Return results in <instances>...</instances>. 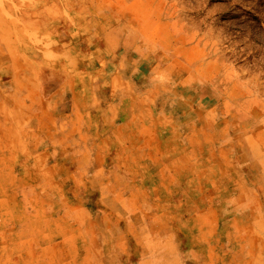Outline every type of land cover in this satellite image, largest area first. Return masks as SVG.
Here are the masks:
<instances>
[{"label":"rangeland","instance_id":"obj_1","mask_svg":"<svg viewBox=\"0 0 264 264\" xmlns=\"http://www.w3.org/2000/svg\"><path fill=\"white\" fill-rule=\"evenodd\" d=\"M27 72L45 91L66 79L65 110L82 93L87 133L116 100L113 121H134L115 133L159 137L155 159L135 140L109 147L100 174L90 163L79 176L84 190L63 174L68 199L98 220L100 264L126 251L139 264L142 249L154 264H264V0H0V97ZM109 180L117 192L100 200ZM11 257L0 264L71 256Z\"/></svg>","mask_w":264,"mask_h":264},{"label":"crops","instance_id":"obj_2","mask_svg":"<svg viewBox=\"0 0 264 264\" xmlns=\"http://www.w3.org/2000/svg\"><path fill=\"white\" fill-rule=\"evenodd\" d=\"M21 75L13 77L12 90H4L0 97V224H20L7 229L0 227V255L13 256L3 259V263L12 258L19 263L16 255H65L71 256L64 261L66 264H100L102 250L98 242H101L102 234L94 230L98 220L88 214L84 201L68 199L62 186V181L66 180L63 174H71L73 180L74 175L77 176L78 190H84L86 182L81 183L79 176L88 173L86 169L90 163L95 165L90 174H100L102 167L99 161L109 147L111 149L115 144L118 148L135 140L145 148L143 158L155 159L159 157V149L150 144L158 142L159 137L144 135L146 130L136 139L115 133V129L131 128L134 121L132 115H121L123 117L119 121H113L112 118L119 115L120 103L116 100L103 102L105 108H102V114L95 115L94 121H98L93 122L96 131L87 133L85 129L91 127L93 116L82 100V93L69 89L71 103L65 110L61 105L68 98L66 79L59 81L51 91H45L37 76L29 72L25 77ZM108 116L111 120L103 119ZM55 117H60V125H55ZM104 127H108L109 132L105 130V133L98 134V128ZM149 146L150 149L146 150ZM70 154L77 161L73 171L65 165ZM95 180L97 182L99 178L94 177L90 183ZM109 183L108 187L105 185L99 189L100 200L109 195L107 191L111 194L117 192V186L115 190L112 188L115 185L112 180ZM18 209L22 212L20 216L16 212ZM38 221H41V231L35 227L33 235L18 233L23 232L26 225L30 229L31 223ZM128 254L126 251L125 262L121 264H132L131 254ZM141 256L139 264L155 263L147 250L144 252L142 249ZM36 261L32 264H38V258ZM163 264H167L166 260Z\"/></svg>","mask_w":264,"mask_h":264}]
</instances>
